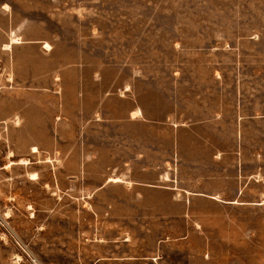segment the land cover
Wrapping results in <instances>:
<instances>
[{
  "label": "rangeland",
  "instance_id": "rangeland-1",
  "mask_svg": "<svg viewBox=\"0 0 264 264\" xmlns=\"http://www.w3.org/2000/svg\"><path fill=\"white\" fill-rule=\"evenodd\" d=\"M0 3L28 38L48 37L82 63L90 88L99 71L112 93L103 120L74 125L51 126L31 109L38 124L27 126L9 108L0 125V264H98L103 241L126 231L142 258L101 264H264V0ZM134 108L142 113L129 120ZM116 175L139 184L133 192L105 184ZM197 181L225 198L242 189L247 203L218 234L232 246L215 238L218 253H197L198 241L179 238L146 205L113 204L156 198L152 186L195 192Z\"/></svg>",
  "mask_w": 264,
  "mask_h": 264
},
{
  "label": "crops",
  "instance_id": "crops-1",
  "mask_svg": "<svg viewBox=\"0 0 264 264\" xmlns=\"http://www.w3.org/2000/svg\"><path fill=\"white\" fill-rule=\"evenodd\" d=\"M11 15L13 9L0 3V125L5 123L9 108L14 105L19 120L27 126L38 124L36 120H31V109L35 110V116L41 113L42 117L50 120L48 124L51 126L74 125L70 119L103 120L107 97L112 93L107 92L99 71L93 73L90 88L86 68L82 63H74L68 57H63L59 46L49 41L48 37L28 38L26 35L29 27L26 24H14ZM45 43L50 48L43 46ZM141 113L139 108L130 109L128 118L135 120ZM34 136L37 140L38 136ZM53 136L56 141L63 140L60 133H53ZM111 177H119L120 181H109ZM197 182L200 184L195 185V192L180 185L152 186L156 190V198L135 197L126 199L130 200L126 203L115 197L113 204L146 205L157 218L170 219L172 227L181 231L179 238L187 242L192 239L198 241L197 253H218L213 249L214 241L218 240L215 238L220 237V232L225 235L232 229L233 211L247 206V203L238 198L243 194L242 189L238 190L237 197L225 198L220 190L213 191L203 185L205 182ZM109 183L124 184L129 192H133L135 185L139 184L119 175L108 177L105 184ZM132 237H136L133 232L126 231L120 232L119 236L115 235L113 240H104L101 246L107 251L99 257L98 264L102 261L140 260L142 257L139 249L133 247L136 244L130 241ZM223 241V244L232 246L231 239L225 237L222 240L220 237L218 243L222 244Z\"/></svg>",
  "mask_w": 264,
  "mask_h": 264
},
{
  "label": "bare ground",
  "instance_id": "bare-ground-1",
  "mask_svg": "<svg viewBox=\"0 0 264 264\" xmlns=\"http://www.w3.org/2000/svg\"><path fill=\"white\" fill-rule=\"evenodd\" d=\"M46 46H49V45L47 44ZM49 48H50V46H49ZM32 151H33V152H37V151H38L37 147L34 146V147L32 148ZM21 163H25V160L21 161ZM10 165H11V164H10ZM109 180L119 181V178H110Z\"/></svg>",
  "mask_w": 264,
  "mask_h": 264
}]
</instances>
